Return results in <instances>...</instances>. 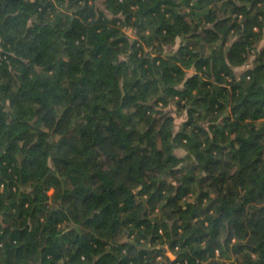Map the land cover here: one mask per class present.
<instances>
[{
  "label": "trees",
  "instance_id": "obj_1",
  "mask_svg": "<svg viewBox=\"0 0 264 264\" xmlns=\"http://www.w3.org/2000/svg\"><path fill=\"white\" fill-rule=\"evenodd\" d=\"M262 41L264 0H0V264H264Z\"/></svg>",
  "mask_w": 264,
  "mask_h": 264
},
{
  "label": "rangeland",
  "instance_id": "obj_2",
  "mask_svg": "<svg viewBox=\"0 0 264 264\" xmlns=\"http://www.w3.org/2000/svg\"><path fill=\"white\" fill-rule=\"evenodd\" d=\"M128 32L131 33V30H128ZM263 44H264V41L261 42V45H263ZM253 57H254V54H253L252 58ZM245 68H246V66L245 67L238 68L237 69L238 70V73L240 74ZM167 108H168V110H170L171 114L175 118L176 129H179L181 127L182 123L184 122V120L186 119V112L178 109V107L176 105H174V104H171ZM176 153L178 155H184L185 154V151H183L182 149H178V150H176ZM50 193H51V191H50ZM166 254L171 259L176 258V255L173 252H171L169 249H167Z\"/></svg>",
  "mask_w": 264,
  "mask_h": 264
}]
</instances>
